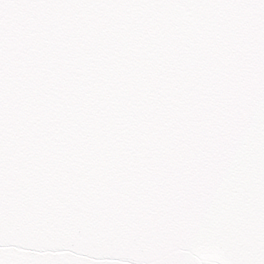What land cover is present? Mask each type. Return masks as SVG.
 I'll return each instance as SVG.
<instances>
[{"label":"snow or ice","instance_id":"1","mask_svg":"<svg viewBox=\"0 0 264 264\" xmlns=\"http://www.w3.org/2000/svg\"><path fill=\"white\" fill-rule=\"evenodd\" d=\"M0 264H264V0H0Z\"/></svg>","mask_w":264,"mask_h":264}]
</instances>
